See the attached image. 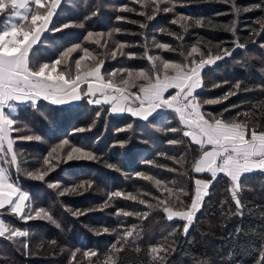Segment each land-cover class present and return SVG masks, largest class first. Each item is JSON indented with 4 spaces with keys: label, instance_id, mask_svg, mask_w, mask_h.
Wrapping results in <instances>:
<instances>
[{
    "label": "trees",
    "instance_id": "1",
    "mask_svg": "<svg viewBox=\"0 0 264 264\" xmlns=\"http://www.w3.org/2000/svg\"><path fill=\"white\" fill-rule=\"evenodd\" d=\"M174 2L176 3L174 13L160 12L149 22L148 28L142 30L138 24L128 22L145 20V17L136 14L144 9L133 0H62L53 17V26L75 22L76 25L83 23L84 27L75 26L61 32L44 33L41 42L34 46L33 59L36 62H50L62 50L74 43L96 48L95 45L83 40L87 31L107 33L116 27L122 30L121 33L113 35L109 40L108 48L96 49V51L107 52L117 42H123L133 45L125 48V52L137 53V57L107 58L102 69L105 74L120 68L137 70L150 68L148 61L143 58L146 49L142 45L147 43L151 46L152 36H155L159 42L173 45L177 51L161 52L159 49L149 47L150 54H161L166 59L176 61H183L184 57L180 55V51L190 49V46L198 40L204 41L201 47L207 52L209 48L215 51L217 45L234 48L233 41L238 38L246 43L247 47L236 48L232 57H225L203 70L204 87L198 90L199 99L204 101L218 98L237 82L248 88L264 85V71H262L264 47H261V44H264V32L259 36H253L257 43H251L249 40L251 33L260 30L258 20L264 17V12L253 10L241 12L237 16L228 0H174ZM233 2L240 8H254L262 0H233ZM125 4L136 11L116 10ZM97 6H99L98 14L92 16ZM148 11H151V8ZM176 14H184L193 19L211 20L217 27H191L188 32L183 33L182 41L161 34L158 31L160 28L182 31L178 25L170 24ZM7 15H0V22L6 21ZM117 15L126 19L117 21L115 19ZM233 21H236L237 26L235 37L230 31L219 26L232 24ZM80 54L82 53H74L73 58H78ZM215 85L220 86L215 87ZM84 87L86 88V85ZM262 99L264 93L259 90L240 91L223 103L204 105V110L219 113L229 108L230 111L225 113L228 117L234 116L237 112L254 111L255 119L264 126V113H261L259 108L253 107ZM232 105L237 107L231 108ZM107 108L106 105H90L86 99L69 106L51 105L45 101H40L37 109H33L30 105L19 106L18 123L14 127L25 125L27 127L23 132H13V138L17 135L33 134L42 137L40 141H16L14 148L18 153H22L19 157L21 168L34 170L42 167L43 157L52 147L66 138L73 146L95 152L97 159L61 164L56 171L46 177V181L59 182L62 186L92 181L94 185L92 190L82 195L67 194L60 197L56 190L48 187V183L27 178L23 172L17 174L11 169L13 178L23 190L30 193L33 206L50 210L60 227L57 228L55 224L45 220L25 223L7 209L0 210V217L6 223L29 231V236L20 238L19 241L0 238V264H68L71 251L77 248L81 249L77 259L82 261V264H88L82 257V251L87 249L96 250L99 261H103L105 253L116 241V234L111 230L123 231L120 228L121 223L124 226L136 224L141 238L136 239L134 243L130 240L123 251L117 253L113 250L112 255L116 264H157L148 254L149 247L157 243L165 246L172 244L175 248V252H170L162 264H197L198 261H207V264H261L260 257L264 256V173L259 171L242 177L240 199L245 205L242 217L230 215L235 212V204L230 198V193L226 191L230 180L223 174L219 175L186 236L180 235L179 231L175 236L168 235L182 222L167 221L165 214L159 210L152 211L146 220L118 217L114 215L115 209L111 207L104 211H88L87 214L79 217L73 216L66 210L97 208L106 199L107 192L112 190L130 191L136 195L149 192L151 196L142 198L155 204L156 201L152 197L159 196L160 191L152 182L139 178L136 175L139 172L160 179L168 186H173L172 182L175 181V187L186 189L189 195L194 191V178H209L208 174H196L190 170V163L201 154L198 146L190 142L176 146L167 144L172 138L187 141V138L182 137V133L167 131L168 128L179 127L173 112L162 111L158 115L154 114V118L146 122L133 118L127 113L109 115ZM97 111L101 112L99 119L96 118ZM94 120L96 124L91 131L74 132L76 128L88 127ZM129 123L133 124L131 130L117 131L119 128H126ZM126 139L130 142L125 147L113 146L116 141ZM168 156L177 159L183 156L185 160L183 168L179 164H174L167 158ZM148 160L164 167L145 163ZM109 165L114 167L110 168ZM168 167L186 170L188 175L181 176L179 172H169ZM117 168L120 171H116ZM182 198L188 202V197ZM115 203L116 206L125 207L129 211H148L144 205L130 201L116 200ZM104 227L109 228L110 232L98 235L97 232H102ZM237 227L241 230L239 234L236 233ZM25 239L29 244L27 255L22 247ZM51 241H56V244H51ZM93 261H97V258L94 257Z\"/></svg>",
    "mask_w": 264,
    "mask_h": 264
},
{
    "label": "snow or ice",
    "instance_id": "2",
    "mask_svg": "<svg viewBox=\"0 0 264 264\" xmlns=\"http://www.w3.org/2000/svg\"><path fill=\"white\" fill-rule=\"evenodd\" d=\"M62 0H0V15L8 14L4 22H0V210L7 209L18 220L25 223L32 220H45L60 227L50 210L45 207H34L31 202L30 193L24 191L19 183L13 178L11 169L17 174H23L30 179L48 183V187L56 190L58 196L67 194L82 195L84 192L93 189L94 182L85 181L79 184L62 186L59 182H47L52 172L56 171L61 164H68L72 161H92L97 159L95 152L79 146L71 145L69 139H63L58 145L51 148L43 157L42 167L34 170L22 169L19 163L18 153L14 144L18 140L40 141V135H17L13 138L12 133L25 131L24 127H14L18 123V113L20 105H30L33 109L38 108L40 101L48 102L51 105H65L73 101L86 99L87 103L96 106H108L107 113L124 114L143 121H150L154 114L158 115L160 110H170L175 114L179 127L168 128L171 133H182L184 139L172 138L167 144L176 146L190 142L199 147L200 155L190 163V170L196 174H208V179L194 178V191L191 195L182 187L168 186L160 179H155L151 175L139 172L136 175L145 181L152 182L158 191L159 196H153L155 204L150 200L142 198L151 196L149 192L140 195L124 190H112L106 194V199L97 208L88 210H73L67 208L73 216L79 217L87 214L88 211H104L106 208H114V215L124 218L135 217L139 220H146L152 211H162L166 220L181 221V225L173 228L168 235L175 236L179 231L180 235H187L193 225L197 213L202 209L205 198L210 194V188L223 174L229 178L230 184L226 189L230 193V198L235 204V212L230 215L242 217L245 205L242 204L240 193L242 190L241 180L245 174L256 171L264 173V126L256 119L254 111L237 112L234 116H225L230 111L223 109L219 113L205 111L204 105H215L228 101L232 96L240 91L259 90L264 93V85L253 88L243 87L240 82L235 83L229 91L214 99L201 101L198 90L204 87L202 73L206 67L215 65L225 57H232L236 48L245 49L247 44L238 38L233 41L234 48L216 46L215 51L211 48L207 52L202 50L204 41L198 40L186 51H180L184 57L183 61L166 59L161 54H150L149 47L161 50V52H176L177 49L169 43L157 41L155 36L151 37L152 44L147 43L142 47L146 49L143 58L150 65L148 69L120 68L108 73L102 72L107 58L116 59L118 56H126L129 59L137 57V53L125 52V48L133 45L117 42L114 47L107 52H97L96 49L108 48L109 40L114 34L121 33V29L116 27L107 33L100 31H87L83 40L88 44L95 45L96 48H89L81 43H74L62 50L59 55L50 62H36L32 53L34 46L41 42V38L46 32H61L65 29L79 26L75 22H67L56 27L53 26V17L60 6ZM140 4L144 10L136 14L145 17L144 21L129 20V23L138 24L144 30L149 26V22L155 19L160 12L174 13L176 3L174 0H133ZM235 9L238 16L241 12L261 10L264 12V0L254 8H240L233 0H228ZM151 8V11L148 9ZM118 12H135L136 10L127 4L116 9ZM97 10L92 12V16L98 14ZM90 18V17H87ZM86 18V19H87ZM117 21L125 20L126 17L117 15ZM171 25H178L181 32L173 31L170 28H160L161 34L173 37L176 40H183V33L188 32L191 27H217L211 20L193 19L184 14H176L170 21ZM259 31L250 34L251 43H257L253 36H259L264 32V17L258 20ZM224 30L230 31L236 36V21L232 24L219 25ZM143 35V33H141ZM147 40V37H145ZM264 47V44H261ZM74 53H82L78 58H73ZM264 71V69H262ZM86 85V88L84 87ZM220 85H215L219 87ZM135 89V91L133 90ZM167 94V95H166ZM232 105L231 108H236ZM254 108H259L264 113V99L260 100ZM101 112L97 111L96 118L99 119ZM94 120L88 127L74 129L75 133L91 131L95 127ZM133 124L129 123L126 128L117 129L118 132L131 130ZM130 140L116 141L113 146L125 147ZM147 143V141H145ZM160 155H166L160 153ZM10 156V159L8 157ZM174 164L183 168L185 160L181 156L179 159L168 156ZM145 163L156 165L155 161L148 160ZM110 168L114 167L109 165ZM120 171L119 168L115 169ZM169 172H179L181 176H187L188 172L181 171L176 167H168ZM166 194V195H165ZM182 197H188V202ZM116 200L130 201L144 205L148 211H129L125 207L116 206ZM120 228L112 229L116 234V241L111 244L103 261H99L96 250H83L82 257L88 264H116L113 250L123 251L130 240L134 243L141 238L137 231V225L131 224ZM237 227L236 233H240ZM107 227L97 234L109 233ZM29 231L15 227L6 223L0 217V238L9 241H19L20 238H27ZM167 240V237H165ZM55 245L56 241H51ZM22 247L25 254H29V244L25 239ZM139 251V248H137ZM170 252H175L172 244L157 243L151 245L148 254L157 264H162ZM81 249L77 248L70 253L68 264H82L77 259V254ZM163 254V255H162ZM97 261H93V258ZM261 264H264V256L260 257ZM197 264H207V261L197 262Z\"/></svg>",
    "mask_w": 264,
    "mask_h": 264
},
{
    "label": "crops",
    "instance_id": "3",
    "mask_svg": "<svg viewBox=\"0 0 264 264\" xmlns=\"http://www.w3.org/2000/svg\"><path fill=\"white\" fill-rule=\"evenodd\" d=\"M166 95H167V94H166ZM76 102H77V101H73V102H70L69 104L60 105V106H69V105H73V104H75ZM162 111H165V110H160L159 113L162 112Z\"/></svg>",
    "mask_w": 264,
    "mask_h": 264
},
{
    "label": "rangeland",
    "instance_id": "4",
    "mask_svg": "<svg viewBox=\"0 0 264 264\" xmlns=\"http://www.w3.org/2000/svg\"><path fill=\"white\" fill-rule=\"evenodd\" d=\"M24 191H26V190H24ZM28 192V191H27Z\"/></svg>",
    "mask_w": 264,
    "mask_h": 264
}]
</instances>
